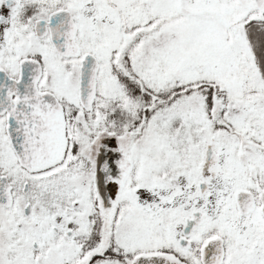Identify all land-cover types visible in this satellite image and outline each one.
Returning a JSON list of instances; mask_svg holds the SVG:
<instances>
[{
    "label": "snow or ice",
    "instance_id": "snow-or-ice-1",
    "mask_svg": "<svg viewBox=\"0 0 264 264\" xmlns=\"http://www.w3.org/2000/svg\"><path fill=\"white\" fill-rule=\"evenodd\" d=\"M0 264H264V0H0Z\"/></svg>",
    "mask_w": 264,
    "mask_h": 264
}]
</instances>
